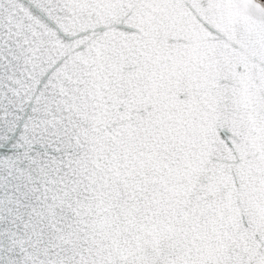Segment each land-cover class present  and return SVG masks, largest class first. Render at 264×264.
Instances as JSON below:
<instances>
[{
    "label": "snow or ice",
    "instance_id": "snow-or-ice-1",
    "mask_svg": "<svg viewBox=\"0 0 264 264\" xmlns=\"http://www.w3.org/2000/svg\"><path fill=\"white\" fill-rule=\"evenodd\" d=\"M0 264H264V0H0Z\"/></svg>",
    "mask_w": 264,
    "mask_h": 264
}]
</instances>
